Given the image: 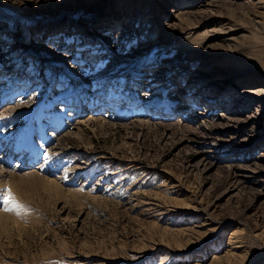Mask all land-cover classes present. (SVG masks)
<instances>
[{
    "label": "rangeland",
    "instance_id": "rangeland-1",
    "mask_svg": "<svg viewBox=\"0 0 264 264\" xmlns=\"http://www.w3.org/2000/svg\"><path fill=\"white\" fill-rule=\"evenodd\" d=\"M263 91L264 0H0V264H264Z\"/></svg>",
    "mask_w": 264,
    "mask_h": 264
},
{
    "label": "bare ground",
    "instance_id": "bare-ground-1",
    "mask_svg": "<svg viewBox=\"0 0 264 264\" xmlns=\"http://www.w3.org/2000/svg\"><path fill=\"white\" fill-rule=\"evenodd\" d=\"M102 27V26H101ZM107 27V26H106ZM115 27V26H114ZM52 35V34H51ZM50 35V36H51ZM137 76H139V72H137ZM147 77V76H146ZM135 79V78H134ZM133 79V80H134ZM138 82V79H135L134 81H132L131 82V84H132V88H133V90L132 91H136V89H134V88H136V86H134L135 85V83H137ZM169 83H171V82H169ZM73 84H75V83H73ZM147 84V83H146ZM76 85V84H75ZM253 92H259V89H255V90H252ZM77 92V91H76ZM264 92V91H263ZM177 93L178 94H180V95H182L183 96V100H181V103L180 104H182V107H180V109H182V113L184 112V109L186 108H188L189 107V109H190V107H192V105H196V104H198V102H199V104H200V102H202V100L203 101H209V98L207 97V96H205V97H203V99L201 98V97H196V96H194L193 94H191V95H189V96H184L185 95V92L182 90V87L181 88H179L178 90H177ZM224 95H228V93H225ZM135 97H137V95H135L133 92H129V93H127V95H125V97H124V99H122V100H119V101H114V99H111V101H109V99H107V98H102L101 96L100 97H97L98 98V100H97V104H96V106H94V110L97 112L98 111V114L97 115H91L89 118H87V119H79V118H75V120L76 119H79V120H76L74 123L73 122H71V123H67V124H65L66 125V127H68V129L69 130H67L66 131V133H62L61 134V136H59L58 137V140H59V142H61V140L64 138V136H69V135H71V134H75V136H73L74 138H80L81 137V139H83V137H82V131L84 130V127H90V126H92L91 124H92V122H93V118H101V119H103V121L106 119H108V120H110V118L112 117V115L114 114V115H116L117 114V112L120 110V108H126L127 110H131L132 109V107L135 105V106H137L138 104H143L141 101H142V99H141V101H139L137 98H135ZM175 97H177V96H175ZM95 98V97H94ZM119 98V97H118ZM226 98H228L229 99V97H226ZM79 99V98H78ZM77 99V100H78ZM83 101V100H82ZM137 104V105H136ZM172 104V102H168V104L167 105H171ZM162 106V105H161ZM61 107V106H60ZM79 108V107H78ZM81 108V107H80ZM118 108V109H117ZM61 109V108H60ZM117 109V110H116ZM154 109V107L153 106H149V108H148V110H153ZM160 109V108H159ZM109 110H111L112 112H110ZM115 110H116V112H115ZM132 111V110H131ZM180 111V110H179ZM178 111V112H179ZM157 113V115H162L163 116V114H162V112L161 113H159V112H155V114ZM78 115V114H77ZM155 116V115H154ZM70 117V116H69ZM71 118V117H70ZM112 118H114V116L112 117ZM57 119V118H56ZM119 119V118H118ZM71 121V120H70ZM110 121H112V120H110ZM56 124L57 125H55L56 126V128H59V126L61 125V123H60V121H59V119L56 121ZM87 125H89V126H87ZM41 127V126H40ZM41 128H44V127H41ZM70 128H75L76 130V132H72V131H70ZM52 133V132H51ZM53 134H55V133H52V134H50L49 133V135H53ZM40 135H41V133H40ZM39 135V136H40ZM59 135V134H58ZM41 137V136H40ZM3 138V137H2ZM57 138V137H56ZM18 142V144H16V143H11V142H9L8 144L7 143H4L3 144V146H2V150H3V153H2V155H0V159L2 158V157H4V160H7L8 161V158H9V155H12L13 153H14V150H16V149H18V146H19V141H17ZM58 142V141H57ZM58 142V144H60ZM7 144V145H6ZM58 144L56 143V145H54L53 146V148H57V149H59V147H57L58 146ZM36 145V144H35ZM60 146H61V144H60ZM9 147V148H8ZM8 149L9 150H11L12 152L11 153H9V151H8ZM48 149L49 148H47L46 149V153H49L48 152ZM17 151V150H16ZM53 153V152H52ZM55 153V152H54ZM29 155L30 156H26L27 158H28V163L26 164L27 165V167H28V165H31L32 163H33V161L37 158V156H38V154L36 153V152H31L30 151V153H29ZM29 157H32L31 159H29ZM6 158V159H5ZM27 158H25V160L24 161H26L27 160ZM10 159V158H9ZM21 159V158H20ZM49 162V161H48ZM46 161L43 163V164H41V166L42 167H47L46 166ZM2 164V163H1ZM18 164H20V162H18V161H16L15 162V165H18ZM23 165V164H22ZM1 166V165H0ZM10 173H12L11 172V170L9 169H7V168H5V167H3V166H1L0 167V178L2 177V176H5V175H10ZM30 173V172H29ZM13 177H15V175H13ZM6 181V180H5ZM16 181V180H15ZM54 182V181H53ZM4 184V183H3ZM6 184V183H5ZM9 185V184H8ZM10 186V185H9ZM11 186H12V184H11ZM10 186V187H11ZM7 188H8V186H7Z\"/></svg>",
    "mask_w": 264,
    "mask_h": 264
},
{
    "label": "snow or ice",
    "instance_id": "snow-or-ice-1",
    "mask_svg": "<svg viewBox=\"0 0 264 264\" xmlns=\"http://www.w3.org/2000/svg\"><path fill=\"white\" fill-rule=\"evenodd\" d=\"M0 210L5 212H14L17 215L29 211L26 205L20 203L13 195L10 188H0Z\"/></svg>",
    "mask_w": 264,
    "mask_h": 264
}]
</instances>
